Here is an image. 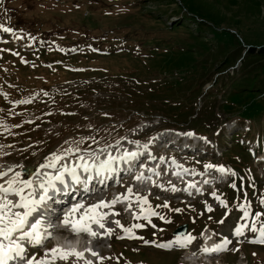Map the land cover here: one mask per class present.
Here are the masks:
<instances>
[{"label": "rangeland", "instance_id": "374dc122", "mask_svg": "<svg viewBox=\"0 0 264 264\" xmlns=\"http://www.w3.org/2000/svg\"><path fill=\"white\" fill-rule=\"evenodd\" d=\"M181 14L191 20L189 27L169 29L170 22L183 21L173 18ZM4 16L11 18V24L6 25ZM30 21L32 26L26 30ZM3 28L10 29L8 39ZM239 46L264 47V0H0V168L19 172L31 167L33 175L37 164L53 153L78 147L80 152L68 157V163L105 140H111L109 149L125 146L139 132L133 126L137 123L152 129L139 140L156 130L198 133L197 127L204 126L209 134L199 132L205 138L198 141L207 145V157L180 158L193 168L213 162L235 173L231 181L215 188L227 208L217 204L207 211L216 204L211 201L213 194L190 205L165 208L149 203L159 214L150 223L142 218L118 219L125 228L144 225L133 228L143 239H117L124 235L117 228L109 245H103L102 261L96 259L99 264H178L180 255L177 259V253L154 245L174 240L172 231L187 225L186 234L195 239L189 247L178 249L179 254L199 252L200 236L210 230L217 239L224 235L221 241H231L225 256L217 257L215 263L234 262L232 255L239 250L247 264H264V244L251 242L259 232L253 234L244 227L242 236L234 234L237 227L252 225L255 213H264V112L250 111L249 116L228 120L226 113L217 112L215 119L202 109L214 111L206 107L212 99L206 97L210 91L219 105L228 97L212 88L222 69L218 62ZM234 65L229 72L240 67V59ZM115 95L131 96V112L147 107L154 116L129 114L104 125L113 118L109 110L116 106ZM200 112L203 118H197ZM148 116L154 121H145ZM103 127L110 130L108 135ZM87 132L89 139L79 143ZM85 143L88 148L82 147ZM155 150L159 152L153 145L150 151ZM187 155L191 154H179ZM128 186L122 182L119 189L125 191ZM241 205H250L249 217L243 218Z\"/></svg>", "mask_w": 264, "mask_h": 264}, {"label": "snow or ice", "instance_id": "6c2138e0", "mask_svg": "<svg viewBox=\"0 0 264 264\" xmlns=\"http://www.w3.org/2000/svg\"><path fill=\"white\" fill-rule=\"evenodd\" d=\"M3 31L8 32L10 29L3 28ZM29 101H22V103H28ZM187 135L191 136L192 133ZM112 147V146H109ZM147 148V145L144 146ZM104 151V149H101ZM80 152L77 147L75 149L69 148L64 152L53 153L52 155L46 157V162L40 164L41 169H51V172H36L34 179H40L39 184H34L33 179H22L21 172H15L11 179H7L5 184H0V264H9L10 261L20 260L25 261V264H57L58 261H63L67 264V261L75 257L77 261L83 259L84 253L78 252L75 249H63L56 246L44 253V256L37 259L35 255L31 257L27 256V249L21 242H27V244L32 248H42L45 246V242L52 239L54 236V231L56 229V224L54 221H48L43 214L37 215L40 208L47 203L51 197L49 192H58L60 189L57 188V184L65 186V192L69 188V184L66 180L71 181V184H88L93 177L101 178V183L105 182V179L111 178L109 174H116V168L114 165L120 163L129 165L128 171L131 172V165L134 161L138 159L137 152H125L123 156L114 157L109 154L108 158L102 161L99 165L90 163L85 155L77 156V161L75 163H66L65 161L69 156H76ZM87 155L94 156V153H88ZM23 168L24 166H20ZM206 169H213L215 166L208 164L205 166ZM220 174L235 175L230 169H226L223 166L215 168ZM12 169L0 172V179H4L9 176V172ZM31 174V173H30ZM156 174V173H154ZM137 180L144 179V177L137 176ZM207 183V181H205ZM189 187H195V185H190ZM232 187H235L233 184ZM27 190V191H26ZM167 190V189H164ZM84 192H88L89 189L85 187ZM171 191H178L174 186ZM191 194V193H189ZM133 196L131 188L127 189V194L123 196H117L115 199L109 202L100 201L93 205L86 206L83 202H77L72 204L71 208L63 215L61 220V226L68 228L73 236H78L81 234L90 236L93 239L100 238H110L113 235V229L105 226L104 220L109 214L119 215V213H109L101 211V209H111L117 203L128 202V209H131L133 201L130 197ZM214 198L217 199L218 203L227 208L225 201L221 200L213 194ZM9 197H17L18 199L11 200ZM135 203L139 205L140 214L134 213V218L144 219L147 222H151V218L158 216L159 214L152 208L149 204L148 198L144 196L135 195ZM261 205L264 206V200L261 201ZM163 207L167 208L168 204L165 203ZM250 205L247 207L241 205L240 210L243 213V218H247L251 215L248 210ZM175 211L179 212L180 209ZM207 211L211 212L212 208L207 207ZM261 216L264 213H255V222L252 225H245L242 227H237L235 229L236 236L243 235V228L248 227L249 230L255 234L259 232V236L254 239L253 243L264 244V222L261 221ZM160 219L164 217L160 216ZM169 222L170 221H165ZM224 221L221 220L220 223ZM113 223L117 228H120L124 235H118L117 239H143L142 237H137L133 232V228H142L144 225L135 224L132 227L125 228L119 220H114ZM257 224L260 227L257 228ZM93 225H97L103 230V233H97L93 230ZM195 237L191 235H177L176 238L167 244H155L157 248L165 250L173 249H185L189 247ZM231 241L225 240L222 245L217 246L214 249H201L200 251L211 255L212 253H219L226 251L227 245ZM145 243H150L145 241ZM90 254L97 257L98 260L103 258L99 257V254L91 249L88 250ZM85 264H92V261H85Z\"/></svg>", "mask_w": 264, "mask_h": 264}, {"label": "trees", "instance_id": "16d2710c", "mask_svg": "<svg viewBox=\"0 0 264 264\" xmlns=\"http://www.w3.org/2000/svg\"><path fill=\"white\" fill-rule=\"evenodd\" d=\"M146 15L148 16L149 13ZM176 16L178 17L179 15ZM180 16L184 19V21L182 23H176L171 28L168 27L169 29H179L181 28L180 26L186 24L187 21L191 23V20H188L186 16ZM243 51V47L239 46L225 55L222 53L224 56L219 62V65H222V69H220L221 71L218 81L214 82L212 88L216 90V92L228 95V97L223 99L222 105H219V102H215L216 97H214V91H210L206 95V97L212 98L206 103V107H216L221 113H226L230 117L237 115L249 116L251 114L250 111L253 113L264 112V106L260 103H264V47H250L244 54ZM237 59H240V67L232 73L229 72L228 70L235 66L234 64ZM129 97L131 98V96ZM245 97L250 99V102L245 101L243 99ZM114 101L116 102L115 108L122 107L120 96H117ZM128 107L131 108V103ZM202 109L205 112L210 111L211 116H214L216 119L215 112L209 109L206 110L205 108ZM120 110L121 108L116 111ZM150 110L151 109L147 107L141 109L140 111H138V109H134L135 112L137 111L138 113L143 114L150 113ZM116 111H112L115 113L113 117L118 114ZM200 114L203 117L201 112Z\"/></svg>", "mask_w": 264, "mask_h": 264}, {"label": "bare ground", "instance_id": "6f19581e", "mask_svg": "<svg viewBox=\"0 0 264 264\" xmlns=\"http://www.w3.org/2000/svg\"><path fill=\"white\" fill-rule=\"evenodd\" d=\"M110 149H113V147H111ZM114 150V149H113ZM119 150V149H118ZM118 152L119 151H117V155H118ZM70 157V156H69ZM104 161V160H103ZM10 169H12L13 171L12 172H15L16 170L14 169V168H10ZM6 170H9V169H1L0 168V172H3V171H6ZM30 170V169H29ZM11 172H9V174H10ZM93 175H94V173H93ZM110 175V174H109ZM4 181H2V183L3 184H5V178L3 179ZM66 180H67V182H68V184H70V185H72L71 184V181L70 180H68V178L66 177ZM35 182H37V183H35ZM41 181H40V179H34L33 178V183L34 184H39ZM1 183V184H2ZM59 187V188H58ZM63 188V190L65 191V186L64 185H60V184H57V188L58 189H60V188ZM49 196H50V194H49ZM48 205H49V203L47 202L46 204H44L42 207H41V210H43V211H46L47 209H48ZM101 211H104V212H106L104 209H101ZM37 215H39V213H37ZM107 218H109V215L107 216ZM106 218V219H107ZM206 236H208V234L206 235ZM209 241H210V239H209ZM206 243V242H205ZM63 245L65 246V248L66 249H72L73 248V246H72V244H71V242H69V241H64L63 242ZM200 258H202V260L203 261H206L207 260V258L206 257H209V255H207L206 253H203V254H200V256H199ZM198 257V258H199ZM183 261H184V263L185 262H187V264H194L195 263V261H196V259H195V257H193V255L192 254H189V253H186L185 255H184V259H183ZM196 264H198V262L196 263ZM245 264V263H244Z\"/></svg>", "mask_w": 264, "mask_h": 264}, {"label": "water", "instance_id": "95a60500", "mask_svg": "<svg viewBox=\"0 0 264 264\" xmlns=\"http://www.w3.org/2000/svg\"><path fill=\"white\" fill-rule=\"evenodd\" d=\"M186 226L178 227L175 231L174 234L176 235H183L185 234Z\"/></svg>", "mask_w": 264, "mask_h": 264}]
</instances>
